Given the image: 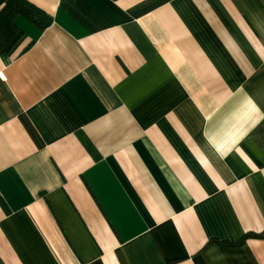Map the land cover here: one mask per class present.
<instances>
[{
	"label": "crops",
	"instance_id": "crops-1",
	"mask_svg": "<svg viewBox=\"0 0 264 264\" xmlns=\"http://www.w3.org/2000/svg\"><path fill=\"white\" fill-rule=\"evenodd\" d=\"M28 1L0 264H264V0Z\"/></svg>",
	"mask_w": 264,
	"mask_h": 264
},
{
	"label": "trees",
	"instance_id": "trees-1",
	"mask_svg": "<svg viewBox=\"0 0 264 264\" xmlns=\"http://www.w3.org/2000/svg\"><path fill=\"white\" fill-rule=\"evenodd\" d=\"M17 18L24 19L40 31L45 30L52 22L43 10L28 0H0V55L13 54L26 37L24 31L16 24ZM249 236L262 238L264 231Z\"/></svg>",
	"mask_w": 264,
	"mask_h": 264
}]
</instances>
